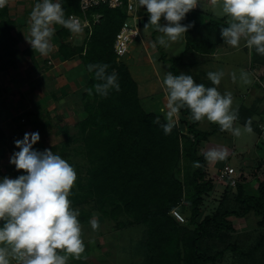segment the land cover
<instances>
[{"label": "trees", "instance_id": "1", "mask_svg": "<svg viewBox=\"0 0 264 264\" xmlns=\"http://www.w3.org/2000/svg\"><path fill=\"white\" fill-rule=\"evenodd\" d=\"M62 7L66 17L80 13L78 0H63ZM142 8L147 20L150 14L146 6ZM94 13L100 17L92 24L89 39L64 56L79 54L86 70L89 63L108 64L107 71L117 73L120 90H111L106 97L96 94L94 89L92 95L85 91L82 96V107L87 113L85 118L76 123L75 133L64 130L63 134L67 136L64 144L51 148L64 158L68 153L65 150L67 143L76 138L82 145L86 169L83 174L79 169L76 171V186L71 188L69 196L71 206L94 198L100 202L104 216L112 219L125 216L130 222L144 224L148 264L213 263L216 256L210 254L202 242L221 230L231 229L230 216L242 217L252 211L260 218L259 225L264 224V180L258 181L255 193H247L242 182L235 185L236 200L241 209L204 215L203 196L214 188V182L202 147L215 128L200 130L197 127L199 121H193L190 110L185 107L180 110L183 115L180 124H175L166 135L159 124L153 122L156 114L141 105L136 81L126 63L117 61L113 51L115 34L126 19L125 11L99 5L88 13L91 21ZM196 15L192 10L187 13V25ZM219 22L215 20L214 23L220 30L227 26ZM183 56L168 58L160 51L161 60L169 64L173 74H179ZM87 72L86 87L89 88L97 81L92 72ZM242 111L239 109L238 114ZM164 122L160 120L161 124ZM185 127L186 133L183 132ZM260 132L258 128L259 135ZM183 158L199 162L186 183L181 179ZM183 198L188 199L189 205L183 210L185 219L179 221L172 210L180 206ZM106 202L110 204L109 212L103 209Z\"/></svg>", "mask_w": 264, "mask_h": 264}, {"label": "crops", "instance_id": "2", "mask_svg": "<svg viewBox=\"0 0 264 264\" xmlns=\"http://www.w3.org/2000/svg\"><path fill=\"white\" fill-rule=\"evenodd\" d=\"M36 2L37 0H7L0 7V43H6L7 47L3 49L0 45V177L16 178L23 174L24 170H18L10 163V157L14 151L19 150L14 141L22 139L26 132H39L40 140L33 147L41 151L51 149L63 139L64 130H68L79 120H75L76 110L82 106V96L87 89L89 76L82 58L77 53L68 57L64 55L72 48L84 45L90 34L86 28L79 33H72L67 28L63 30V26L54 25L52 50L46 56L40 55L33 50L26 38L30 28V12ZM219 5L220 0H201L192 9L197 15L193 17L188 32L181 34L177 41L170 42L167 48L158 43L155 48L152 46L161 33L154 25L148 24L149 17L146 16L148 19H143L141 26L144 31L140 29L142 35L133 41L129 52L123 57L129 59L126 65L137 83L140 103L144 100L147 110L163 119L164 114L158 113L164 107L167 97L162 80L165 73L171 71L169 64L161 60L160 51L168 58L184 54L179 74L188 73L197 83L215 86L222 94H232V107L238 111L244 110L234 126L244 127L250 120L254 134L252 142L250 145L242 144L229 132L231 146L224 147L228 152L224 158L226 160L223 163L221 160H207V169L209 172V167L218 170L228 164L227 159L235 156L242 161V165H250L251 168L240 171L244 178L239 182L251 187L258 180H264L261 177L264 175L261 171L264 169V147L260 148L259 144L262 142L258 134V128L264 121V91L254 79V69L261 65L264 68V55L249 49L243 41L240 47L235 48L220 38V27L214 22L219 20L227 24V17L221 12ZM138 12L144 16L142 6L138 7ZM186 20L187 14L181 23L187 25ZM161 23H167L163 16ZM63 44H66L64 48ZM174 49H177V54H167ZM141 58L146 62L145 65L139 63ZM209 71L223 73L219 85L212 84L207 76ZM260 79L264 83V72ZM182 118L179 111L175 124L179 125ZM218 126L217 123L199 121L197 127L202 131L215 128L203 144V152L216 148L221 143V139L215 137V134L223 133ZM183 132L186 133V127ZM238 148L243 151L255 149L257 153L248 161L242 158L243 153ZM260 164L261 170H257L256 167ZM85 258L90 264L98 263L95 255L92 257L87 254ZM72 259L70 256L67 264Z\"/></svg>", "mask_w": 264, "mask_h": 264}, {"label": "clouds", "instance_id": "3", "mask_svg": "<svg viewBox=\"0 0 264 264\" xmlns=\"http://www.w3.org/2000/svg\"><path fill=\"white\" fill-rule=\"evenodd\" d=\"M7 0H0V7ZM146 6L149 23L161 33L153 42L165 48L177 41L191 25L182 24L186 14L201 0H138ZM63 0H37L30 12V28L26 37L34 51L46 56L52 50L51 37L54 25L67 28L72 33L83 30L79 20L66 17ZM220 9L227 17V26L221 27L225 43L235 48L241 41L249 49L264 55V0H220ZM167 23H161V17ZM106 63H89L87 70L97 81L86 89H93L100 96H108L111 90H120L115 70L108 72ZM213 85H219L223 73L209 71ZM167 93L164 107V123L159 124L166 135L175 126V117L182 108H188L193 121L207 119L219 124L222 130L234 136L241 135V128L234 126L238 109L232 107L230 92L221 93L215 86L197 83L193 76L181 72L165 73L162 80ZM252 132L251 121L244 126ZM40 140L38 131L26 132L22 139L14 141L18 151L10 157L16 169L24 170L16 178L0 177V264H67L69 257L79 258L85 251L81 235L78 210L71 207L70 190L77 178L74 167L51 149L33 147ZM208 161L222 160L228 152L224 148H209L203 153ZM196 165L199 162H194ZM93 230L99 227L96 219L90 221Z\"/></svg>", "mask_w": 264, "mask_h": 264}, {"label": "rangeland", "instance_id": "4", "mask_svg": "<svg viewBox=\"0 0 264 264\" xmlns=\"http://www.w3.org/2000/svg\"><path fill=\"white\" fill-rule=\"evenodd\" d=\"M91 16L92 18L96 17V20L100 17L94 15ZM86 30L89 34V30L87 28ZM141 31H144L143 28H141ZM142 32L140 33V36L142 35ZM5 44L6 43H0L3 49L7 48ZM177 52V49H174V51L171 53L167 52V54H177ZM128 60L129 59H125V57H120L117 61L127 63ZM139 61L138 62L140 64H146L142 58ZM144 102L145 101L143 100L141 105L145 106L146 109L144 107L143 108L146 111H149L147 110L148 106ZM158 113L161 115V112ZM76 114L77 116L75 117V120H79L73 123L72 127H68V130L66 129V132L69 134H73L77 131L76 123L85 118L87 113L81 106L76 110ZM159 117L160 120H164L163 117ZM202 120L206 123L216 124L215 122H210L207 119ZM238 127L241 128V135L235 136L237 141L242 144L248 143L250 145L252 137L254 136L253 132H247L244 127ZM229 132L230 131L228 130H223V133L215 134V137L221 139V143L218 144L216 148H221V146L223 148H230L231 135ZM66 137L67 136L63 134V139H61V141L55 146L64 144ZM260 139L262 143L259 145L260 148H263L264 141L262 138ZM211 141H213V138H211ZM65 150L68 151V153L65 154L64 158L69 161L75 171L79 169L83 174L86 169L85 167L87 161L84 158V154H82V145L80 142L75 138L74 141L67 143ZM237 150L241 151L243 153L242 158L248 161L249 158L255 156L254 154L257 153L255 149L251 148L245 149L246 152L240 150L239 148ZM225 160L226 159H222L221 162L223 163ZM227 163L235 169L237 174L242 171V169L246 170L247 167L251 168L250 165H242V161L237 159L235 156L231 159H227ZM180 165L182 171L181 179L184 183H186V181L190 178L191 170L195 168L196 164L183 158ZM261 167L262 165L260 164L256 167V169L261 170ZM209 169L211 175L217 172L216 168L209 167ZM261 171H263L264 174V169ZM263 176L264 175L261 177L264 178ZM213 182L214 188L203 196L201 208L204 215L224 210L231 211L241 209V205L236 200L235 186H228L225 182H218L214 179ZM75 186L76 185L74 183L72 187ZM257 186L258 182L254 183L251 187L246 186V192L255 193ZM188 205V199L183 198L180 206L176 208L182 220L186 217V212L183 210L187 209ZM99 206L100 202L94 198L86 200L79 205L71 206L72 208L78 210L79 213L78 219L81 223V235L85 244V251L79 258L73 257L68 264H90L91 262L85 258L87 254L92 255V257L95 255V258L100 264H148V254L144 245L146 226L144 224L130 222L125 216H116L113 219L108 216H104ZM103 209L109 212L110 204L107 202L104 203ZM92 219H96L99 222V227L95 230L91 227L90 221ZM181 219L178 218L179 221H182ZM229 219L232 222L231 229L221 230L216 235L208 237L202 242V245L207 247L209 253L216 256V260L209 264H264V224L259 225L258 220H260V218L254 212L250 211L242 217L230 216ZM90 251L91 253H89Z\"/></svg>", "mask_w": 264, "mask_h": 264}, {"label": "built area", "instance_id": "5", "mask_svg": "<svg viewBox=\"0 0 264 264\" xmlns=\"http://www.w3.org/2000/svg\"><path fill=\"white\" fill-rule=\"evenodd\" d=\"M99 5H106L109 8H121L126 13V19L123 21L119 30L115 34L113 41V51L118 58L125 56L130 49V45L135 38L140 36V29L142 26V20L144 16L138 12L139 3L138 0H78L79 14H70L72 18L79 20L82 24V28H87L89 34L91 33V27L93 23H96V17L91 21L88 17V13ZM94 16H100L98 13L92 14ZM263 66H258L254 69V79L260 84V87L264 91V83L261 81L260 76L263 74ZM264 97V92H263ZM260 138L264 141V121L260 125ZM242 173H236L235 169L225 164L220 167L217 172L211 177L218 182H225L231 186H235L240 181ZM173 214L181 219V216L176 210H173ZM182 220V219H181Z\"/></svg>", "mask_w": 264, "mask_h": 264}]
</instances>
